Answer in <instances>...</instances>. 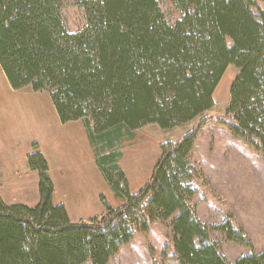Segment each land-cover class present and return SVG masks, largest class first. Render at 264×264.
<instances>
[{"label":"trees","instance_id":"16d2710c","mask_svg":"<svg viewBox=\"0 0 264 264\" xmlns=\"http://www.w3.org/2000/svg\"><path fill=\"white\" fill-rule=\"evenodd\" d=\"M68 0H0V70L12 90L46 92L61 124L81 121L95 164L122 201L73 223L54 205L48 163L34 151V207L0 199V264H107L154 221H171L177 264H229L187 202L196 190L193 144L208 121L213 93L229 66L237 69L230 101L217 122L264 158V14L251 0H170L173 25L157 0H72L85 26L70 33L61 19ZM200 121L160 146L149 180L136 194L120 167L121 145L140 127L169 130ZM230 219V218H228ZM227 240L250 247L225 220ZM234 264H264V248Z\"/></svg>","mask_w":264,"mask_h":264},{"label":"rangeland","instance_id":"374dc122","mask_svg":"<svg viewBox=\"0 0 264 264\" xmlns=\"http://www.w3.org/2000/svg\"><path fill=\"white\" fill-rule=\"evenodd\" d=\"M251 1L252 12L260 20L264 0ZM157 3L171 25L180 19V11L170 0ZM61 19L70 33L86 24L83 9L72 0L64 3ZM237 72L232 65L226 69L213 93V107L202 116L210 121L201 127L193 144L192 185L196 193L187 202L194 216L207 227L208 241L229 264L264 248V158L217 122L229 104ZM199 121L169 130L146 125L124 141L120 167L131 194L139 192L149 180L161 144L176 141ZM75 122L61 124L46 92L34 93L30 87L12 90L0 70V199L29 207L38 204V175L28 167V156L36 144V151L51 159L52 203L67 205L69 213L79 219L74 222L105 214L101 197L112 208L122 205L102 176L99 174V180L95 174L94 178L93 167L83 165L93 161L94 154L83 123ZM73 128L77 132L72 133ZM72 182H76L77 189ZM77 190L81 191L79 196ZM225 220L242 230L251 244L249 248L227 240L220 229ZM107 264H177L171 221L157 220L146 231L136 232Z\"/></svg>","mask_w":264,"mask_h":264},{"label":"crops","instance_id":"0c3cea01","mask_svg":"<svg viewBox=\"0 0 264 264\" xmlns=\"http://www.w3.org/2000/svg\"><path fill=\"white\" fill-rule=\"evenodd\" d=\"M59 120V119H58ZM60 122V121H59ZM72 123H75V125H76V123L77 122H72ZM75 133V132H77V130L76 129H72V133ZM90 149H92V148H90ZM43 154V153H42ZM46 155V154H45ZM46 161H47V163H48V165H49V167L51 166V159H50V157H48L47 155H46ZM50 159V160H49ZM83 165L84 166H92L93 167V169H94V171H93V174H94V178H95V174L97 175V177H99V180H100V175H101V173H100V171L98 170V168H97V166H96V164L94 163V160L93 161H88V163H83ZM66 166H68V165H66ZM76 166H79V164H77ZM83 167V166H82ZM34 172V171H33ZM51 172V171H50ZM51 174V173H50ZM100 174V175H99ZM102 176V175H101ZM66 177H67V180L69 179V176L66 174ZM103 178V177H102ZM77 180H79L78 178H77ZM75 184H76V182H72V185H74V188L75 189H77V187L75 186ZM76 193H78L77 194V196H79L80 194H81V191L80 190H77V192ZM87 196V195H86ZM64 207H65V205H64ZM65 209H66V211H67V214H68V217H69V219L73 222V223H76V222H74V221H76V220H79V219H77V218H74L75 217V215H72V214H70L69 213V208L67 207V205H66V207H65Z\"/></svg>","mask_w":264,"mask_h":264}]
</instances>
